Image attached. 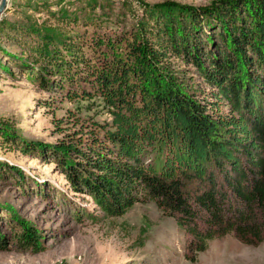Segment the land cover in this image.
Masks as SVG:
<instances>
[{"label":"trees","instance_id":"16d2710c","mask_svg":"<svg viewBox=\"0 0 264 264\" xmlns=\"http://www.w3.org/2000/svg\"><path fill=\"white\" fill-rule=\"evenodd\" d=\"M150 19L93 43L104 47L97 61L79 58L72 40L62 42L68 61L47 35L28 49L40 73L62 75L53 87L90 83L111 115L87 130L101 137L82 134L52 149L54 163L74 192H88L107 214L122 215L140 196L153 201L189 234L191 260L226 235L257 246L264 241V0L174 7ZM172 59L194 66L209 94L196 99L163 77ZM13 235L23 248L42 250L37 229L23 225Z\"/></svg>","mask_w":264,"mask_h":264},{"label":"rangeland","instance_id":"374dc122","mask_svg":"<svg viewBox=\"0 0 264 264\" xmlns=\"http://www.w3.org/2000/svg\"><path fill=\"white\" fill-rule=\"evenodd\" d=\"M219 1L7 0L0 16V264H264V241L247 246L232 235L209 243L191 260L189 234L153 201L140 196L113 216L88 192H74L51 150L82 134L101 137V131L87 130L91 122L110 123L111 115L90 83L76 79L53 87L62 75L55 68L40 73L43 64L33 63L28 52L47 35L55 50L72 40L82 48L79 58L97 61L104 47L95 42L136 32L170 8L208 10ZM31 28L33 34L23 31ZM172 63L163 77L170 74L180 91L196 99L209 94L194 66L180 59ZM31 69L35 74L24 75ZM82 90L92 95L81 97ZM23 142L33 148L28 154L18 149ZM23 225L38 230L41 251L15 241Z\"/></svg>","mask_w":264,"mask_h":264},{"label":"water","instance_id":"95a60500","mask_svg":"<svg viewBox=\"0 0 264 264\" xmlns=\"http://www.w3.org/2000/svg\"><path fill=\"white\" fill-rule=\"evenodd\" d=\"M6 4H7V0H0V16L2 12L4 11Z\"/></svg>","mask_w":264,"mask_h":264}]
</instances>
